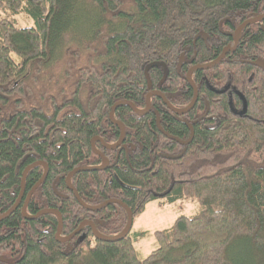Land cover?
Here are the masks:
<instances>
[{
	"label": "trees",
	"instance_id": "1",
	"mask_svg": "<svg viewBox=\"0 0 264 264\" xmlns=\"http://www.w3.org/2000/svg\"><path fill=\"white\" fill-rule=\"evenodd\" d=\"M20 13L33 24L17 26ZM262 13L264 0H0V215L18 197L25 167L47 166L24 213L19 204L0 219V240L23 250L20 264H264V70L226 58L191 74L197 100L188 113L206 114L187 144L159 130L156 113L163 131L187 136L152 94L142 114L127 104L114 109L124 126L118 146L94 140L106 167L69 178L84 204L118 199L133 217L153 201L191 200L199 209L154 230L157 246L144 257L133 243L145 231L103 241L83 225L60 240L82 220L104 236L125 226L123 206L88 210L65 181L75 167L101 164L91 138L119 139L108 117L113 103L142 109L157 89L173 106H186L193 97L188 68L213 61L241 22ZM237 42L232 59L264 60V19L243 27ZM151 61L164 63L166 79L158 65L148 69V82ZM43 171L40 163L26 172L21 203ZM45 208L61 215L59 238L55 213L24 216Z\"/></svg>",
	"mask_w": 264,
	"mask_h": 264
},
{
	"label": "water",
	"instance_id": "2",
	"mask_svg": "<svg viewBox=\"0 0 264 264\" xmlns=\"http://www.w3.org/2000/svg\"><path fill=\"white\" fill-rule=\"evenodd\" d=\"M262 19H264V13H262V14H258V15H255V16H253V17H251V18H248V19L244 20L243 22H241V23L235 28V30H234V32H233V40H232V42H233V46H231V47L228 46V45L224 46V47L222 48L221 53H220V54H219V55H218L213 61H211V62H209V63H207V64H196V65L191 66V67L188 69V71H187V73H186V79H187V81L189 82V84L191 85V87L193 88L194 94H193V97H192L190 103H189L187 106H185L183 109H176V108H173V107L168 103V101L165 99V97L163 96V94H162L161 92L157 91V90H154V91L150 90V91L146 94V97H145V107H144L143 110H137L136 107H135V106H134L129 100H118V101H116L115 103H113V105L110 107V110H109V113H108V117H109V119H110V121H111L112 123H114V124H116V125L118 126L119 131H120V137H119V139H118L114 144H112V145H107V144H105L103 141H101L102 145H104L105 147L111 149V148H115L116 146H118V145L122 142V140H123V137H124V126H123V124H122L120 121H115V119H114V117H113V111H114V109H115L118 105H120V104H127L128 106H130V108H131L134 112H137L138 114H142L143 112H147V111L149 110V108H150V101H149V97H150V95L156 93V94H157L158 96H160V97L162 98V100L166 103L167 107H168V108H172L176 113H184V112H186L187 110H189V109L193 106V104H194V102H195V100H196V96H197V92H196L195 84L192 82L191 77H190L191 72H192L193 70H196V69H206V68H210V67H212L213 65L217 64V63H218V62L224 57V55H225V53H226L227 51H229V50H234V49H235V44L237 43V36H238L239 31H240L243 27H245L246 25H248V24H250V23H254V22H256V21H260V20H262ZM234 61H235V62L248 63V64H251V65H255V66H259V67H263V62H262V61H258V60H243V59H238V60H234ZM158 65H162V66H163V68H164V75L166 74V70H167V69H166V66L164 65L163 62H159V61H151V62H149V63L145 66V68H144V74H145V76H146L148 82H149V78H148V75H147V74H148V69H149L150 67H152V66H158ZM244 110H245V103H244V106H243V111H244ZM156 121H158V116H157V115H156ZM157 124H158V123H157ZM191 137H192V134L190 135V137H189L187 140H185V141H179V140H178V142L181 143V144H187V143L190 141ZM171 138H173V137H171ZM94 139H99V138H98V137H94V138H92V139L90 140V143H91V145H92L93 151H94L95 153H97L98 155L101 156V159H102V161H101V165H97V166H78V167L73 168L72 170H70V171L68 172V174H67L66 177H65L66 184H67L68 188H70V189L73 191V193H74L76 199L78 200V202H79L83 207H85V208L88 209V210H92V211H94V210L100 209V208L106 206L108 203H111V202L118 203V204H120L121 206H123L124 209H125V211H126V215H127L125 226L123 227V229L121 230V232L118 233V234L115 235V236H104V235H101L100 233H98V232L96 231L93 222L88 221V220H83V221H81V222L79 223L78 227H77L73 232L69 233L67 236H65L64 238H61L60 240H68L70 237H72V235H74L75 233L79 232V230L81 229V227H82L83 225L88 224V225H90V227H91V231H92V234H93V236H94L95 238L100 239V240H103V241H116V240H120V239H122V238L128 233V231H129V229H130V227H131V225H132V219H133L132 212H131V210L128 208V206H127L125 203H123L122 201H120V200H118V199H108V200H105L104 202H102V203L99 204V205H95V206L86 205V204H84V203L81 201V199H80L79 196L77 195L76 191H75V190L73 189V187L69 184V178H70V176H71L73 173H75L76 171H79V170H91V169H103V168L106 167L107 162H108V161H107V158H106L104 155H102L101 153H99V152L93 147V141H94ZM99 140H101V139H99ZM179 155H180V154H177V155H168V154H166L165 157H167V158H176V157H178ZM40 163H41V164H44V166H45L44 172L42 173V175H41V177L39 178V180H38V181L32 186V188L28 191L27 199H28V197L30 196V194L33 192V190H34V189H35V188H36V187L42 182V180L45 178L46 173H47V166H46V164H45L43 161H35V162H33L32 164L27 165V166L25 167V169L23 170V172H22L19 196H18V198L16 199V201L13 203V205H12L10 208H9L6 212H4L3 214L0 215V219H2V218H4L5 216H7L9 213H11V212L17 207V204H18V202H19V198H20L21 193H22V191H23L24 177H25L26 172H27L32 166H34V165H36V164H40ZM24 210H25V203H24L23 206L21 207V213H24ZM45 212H52V213H55V214L57 215L58 226H57V230H56V232H55V236L59 238L58 235H59V233H60V231H61V227H62V219H61V215H60V213L57 212L56 210H51V209L45 208V209L39 210L38 212H36V213L33 214V215H25V214H24V216H26V217H28V218H34V217H36V216H38V215H40V214H43V213H45Z\"/></svg>",
	"mask_w": 264,
	"mask_h": 264
},
{
	"label": "rangeland",
	"instance_id": "3",
	"mask_svg": "<svg viewBox=\"0 0 264 264\" xmlns=\"http://www.w3.org/2000/svg\"><path fill=\"white\" fill-rule=\"evenodd\" d=\"M17 26H30L33 21L30 17L20 13L15 15ZM199 209L196 201L186 200L171 204L157 201L146 204L143 212L136 214L132 219L130 233L133 231H145L146 234L137 237L134 240V247L139 257L146 256L152 249L157 246V242L153 236L156 229L168 228L174 219L181 214H192Z\"/></svg>",
	"mask_w": 264,
	"mask_h": 264
},
{
	"label": "flooded vegetation",
	"instance_id": "4",
	"mask_svg": "<svg viewBox=\"0 0 264 264\" xmlns=\"http://www.w3.org/2000/svg\"><path fill=\"white\" fill-rule=\"evenodd\" d=\"M237 38H238V36H237ZM232 40H233V36H232ZM230 44H226V45H228V46H233V42L232 41H230L229 42ZM238 43V42H237ZM237 43L235 44V48H236V46H237ZM226 45H224V46H226ZM223 46V47H224ZM222 51V50H221ZM235 51V49L234 50H229V51H227L226 53H225V55H224V57L223 58H226V61H234V60H238V59H232L231 57H230V54H231V52H234ZM221 53V52H220ZM219 53V54H220ZM218 54V55H219ZM222 58V59H223ZM221 59V60H222ZM258 61H262L263 62V67H260V68H262L263 70H264V60H258ZM180 65H181V63H180ZM193 65H196V64H193ZM193 65H191V66H193ZM190 66V67H191ZM189 67V68H190ZM188 68V69H189ZM167 69V68H166ZM188 71V70H187ZM187 71H186V73H187ZM194 71V70H193ZM192 71V72H193ZM164 72V71H163ZM192 72H191V74H192ZM186 73H185V78H186ZM191 74H190V77H191ZM166 76H167V70H166V74L164 75V73H163V79H166ZM187 80V79H186ZM192 80V79H191ZM188 82V81H187ZM193 82V81H192ZM189 83V82H188ZM194 83V82H193ZM195 84V83H194ZM207 85V84H206ZM195 87H196V85H195ZM208 88H210V90L211 91H219L218 89H213L212 87H209L208 86ZM154 90H157V89H152V91H154ZM157 91H159V90H157ZM230 91H232V90H230ZM149 92V91H148ZM147 92V93H148ZM160 92V91H159ZM233 92H234V94L235 95H237L239 98H241V100H242V104H243V106H244V99H243V96L238 92V91H236V90H233ZM154 94H156V93H154ZM163 94V93H162ZM152 95V94H151ZM150 95V96H151ZM157 95V94H156ZM160 97V96H159ZM165 97V96H164ZM161 98V97H160ZM166 98V97H165ZM149 99H150V97H149ZM197 100V99H196ZM150 101V100H149ZM161 101L163 102V100H162V98H161ZM168 101V100H167ZM164 103V102H163ZM168 103L173 107V108H176V109H183L184 107H175V106H173L169 101H168ZM164 105H165V107L167 108V110L174 116V118L177 120V121H179L181 124H183L185 127H186V129H187V132L186 133H184V134H187V136H186V138H184V139H180V138H178V136H175L174 134H168V135H170V136H172V137H174L175 139L174 140H176V138H177V142H178V140L179 141H185L188 137H189V135H190V131H191V128H190V126L192 127V137H193V123H196L197 121H199L200 119H202L204 116H205V114H206V110L205 111H203V112H201L200 114L199 113H197L196 115H195V118H191L190 117V115H189V113H188V111H186V112H184V113H176L172 108H168L167 107V105H166V103H164ZM243 106L240 108V110H242L243 111ZM145 107V106H144ZM137 109V108H136ZM144 108H142V109H137V110H143ZM231 109H233V108H231ZM234 112H236L237 110H233ZM144 113V112H143ZM110 120V119H109ZM115 121H117V120H115ZM114 124V123H113ZM116 125V124H115ZM184 134L183 133H181V136H184ZM95 137H98V136H95ZM94 138V137H93ZM99 139H101L100 137H98ZM92 139V138H91ZM99 139H94V140H98L100 143H101V141H103L102 139L101 140H99ZM94 142V141H93ZM104 142V141H103ZM105 143V142H104ZM179 143V142H178ZM105 144H107V143H105ZM179 144H181V143H179ZM101 145H102V143H101ZM107 145H112V144H107ZM182 145H184V144H182ZM94 147V146H93ZM95 148V147H94ZM93 149V148H92ZM96 149V148H95ZM97 150V149H96ZM98 151V150H97ZM99 152V151H98ZM100 153V152H99ZM44 165V164H43ZM101 165V164H100ZM44 169H45V166H44ZM44 172V171H43ZM39 180V179H38ZM37 180V181H38ZM44 180V179H43ZM42 180V181H43ZM36 181V182H37ZM70 184V183H69ZM31 189V188H30ZM29 189V190H30ZM28 190V191H29ZM23 192H24V186H23V191H22V193H21V196H20V198H19V202H18V204H17V206L20 204V210H21V207L23 206V204L25 203V209H26V206H27V203H28V201H29V198H30V196H31V194L33 193H31L30 194V196L28 197V199H27V194H28V192H26V194H25V197H24V199H23V201H22V203H21V198H22V196H23ZM19 196V195H18ZM18 198V197H17ZM16 198V199H17ZM16 201V200H15ZM25 211V210H24ZM83 221V220H82ZM85 225H88V224H85ZM73 232V231H72ZM78 233V232H77ZM77 233H75V234H77ZM59 236V235H58ZM73 236V235H72ZM14 238H11L10 239V241L11 240H13ZM24 238H23V242H24ZM25 242H26V240H25ZM5 246V244L3 243V241L2 240H0V264H20V261H21V258H22V256H23V250L21 249V251L20 250H18L15 246H13L12 244L11 245H8L9 246V248H5L4 247Z\"/></svg>",
	"mask_w": 264,
	"mask_h": 264
},
{
	"label": "bare ground",
	"instance_id": "5",
	"mask_svg": "<svg viewBox=\"0 0 264 264\" xmlns=\"http://www.w3.org/2000/svg\"><path fill=\"white\" fill-rule=\"evenodd\" d=\"M195 88H196V87H195ZM192 89H193V88H192ZM196 92H197V90H196ZM193 94H194V91H193ZM163 96H164V95H163ZM196 97H197V96H196ZM165 99H166V98H165ZM191 99H192V98H191ZM166 100H167V99H166ZM190 101H191V100H190ZM195 101H196V100H195ZM163 102H164V101H163ZM164 103H165V102H164ZM189 103H190V102H189ZM189 103H188V104H189ZM194 103H195V102H194ZM188 104H187V105H188ZM187 105H186V106H187ZM193 105H194V104H193ZM191 108H192V107H191ZM191 108H190V109H191ZM190 109H189V110H190ZM187 111H188V110H187ZM156 115H157V113H156ZM157 116H158V115H157ZM157 123H158V124H157ZM156 124H157V127L159 128V130H161V132H163L167 137H169V138L172 137V136L168 135V133H166L165 131H163V129L160 127L158 121H156ZM190 127H191V126H190ZM191 134H192V128H191L190 135H191ZM190 135H189V137H190ZM189 137H188V138H189ZM123 138H124V137H123ZM188 138H187V139H188ZM191 138H192V137H191ZM172 139H175V138L173 137ZM187 139H186V140H187ZM176 140H177V138H176ZM190 140H191V139H190ZM122 141H123V140H122ZM164 155H166V154H164ZM168 155H171V154H168ZM76 172H77V171H76ZM93 206H95V205H93Z\"/></svg>",
	"mask_w": 264,
	"mask_h": 264
}]
</instances>
